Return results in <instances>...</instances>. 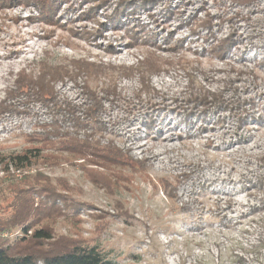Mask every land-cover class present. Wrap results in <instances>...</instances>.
Here are the masks:
<instances>
[{
    "label": "rangeland",
    "instance_id": "1",
    "mask_svg": "<svg viewBox=\"0 0 264 264\" xmlns=\"http://www.w3.org/2000/svg\"><path fill=\"white\" fill-rule=\"evenodd\" d=\"M48 66L67 71L61 99L19 90ZM72 138L132 157L76 160ZM76 244L118 264H264V0H0V248Z\"/></svg>",
    "mask_w": 264,
    "mask_h": 264
},
{
    "label": "trees",
    "instance_id": "2",
    "mask_svg": "<svg viewBox=\"0 0 264 264\" xmlns=\"http://www.w3.org/2000/svg\"><path fill=\"white\" fill-rule=\"evenodd\" d=\"M46 1L47 0H40V3H42V7ZM47 18H50V16H47ZM151 44L155 49L160 48V46H157L156 42L152 41ZM83 67L89 73L90 76L93 75L94 77H97V75H100L102 73H107L112 69V68L108 69L106 67H100L96 64L87 63V62L84 63ZM128 70L129 69H127V71ZM66 76H67V71L65 68H62L61 66H48L47 68H41L40 70H38V72H36V70H33L29 74L26 72H22L21 79L18 82V84L20 85L19 90L22 89L25 91L32 92L33 95L37 97H39L40 95H45V97H47L48 99L55 101L57 98L61 99L57 91V83L59 81H63L66 78ZM62 84L64 83L62 82ZM155 89L156 88L153 85H151L148 88V92H150L149 93L150 95L146 101H143V105L144 104L147 105L148 108L151 109L152 111L155 110L156 107L157 108L161 107V104H157L153 102L154 97L162 95V93L159 90L157 89L155 90ZM62 100L68 102L70 105L73 106V108H76V105H74L73 101H69L66 98H62ZM93 101L95 102V105H98V102L96 100ZM162 104L165 105V100H163ZM102 123L104 124V121H102ZM154 129H155V124L152 123L151 127H149L148 129V133L151 134ZM47 138L49 140L51 139L57 140V138L60 139L58 128H53L52 134L47 135ZM109 142L110 144H112L111 146L112 149L110 150L106 148L100 149L97 146L90 145L86 141L80 143L74 140V138L69 139L68 143L74 149L71 155L73 154L74 157H77L76 160L87 159L89 157V158H95L96 161L101 162L102 161L101 157L105 155L107 162L111 163V161H113L112 158L115 156V154H119L123 149L115 145L114 141H109ZM207 146H209V143H207ZM125 152L128 156L132 157L129 151L126 150ZM27 154H32V153L31 151H26L25 153L12 157V161L17 167L18 166L22 167L31 161L30 157ZM89 154L92 155L88 156ZM142 160L144 161V164L146 166L147 165L150 166V161H148L149 159L142 158ZM184 178L189 179V177L186 175H184ZM180 210H187V208L182 205ZM24 232L28 234L29 231L28 229H25ZM50 240H51V234H49L44 229H40L34 232L31 241L37 242V241H50ZM20 252L21 251H16L15 248H9V249L0 248V264H118L114 260L109 259L105 255V253L100 252L96 248L82 247L77 244L72 245L70 247L62 246V249L60 250L58 249L56 250V252L54 250L52 251V253H47V254H43L41 252L40 254L39 253L21 254ZM239 261L240 263H244L243 259L241 258L239 259Z\"/></svg>",
    "mask_w": 264,
    "mask_h": 264
},
{
    "label": "bare ground",
    "instance_id": "3",
    "mask_svg": "<svg viewBox=\"0 0 264 264\" xmlns=\"http://www.w3.org/2000/svg\"><path fill=\"white\" fill-rule=\"evenodd\" d=\"M139 22V21H138ZM156 90V89H155ZM161 94V93H160ZM153 105V104H152ZM154 128V127H153ZM119 147V146H118ZM129 150V149H128ZM144 159V158H143ZM149 161V160H148Z\"/></svg>",
    "mask_w": 264,
    "mask_h": 264
}]
</instances>
